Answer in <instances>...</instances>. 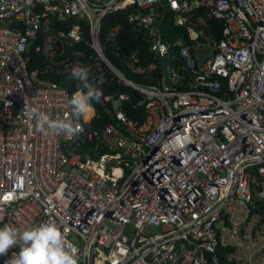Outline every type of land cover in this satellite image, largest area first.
<instances>
[{
	"label": "built area",
	"instance_id": "2783aa9c",
	"mask_svg": "<svg viewBox=\"0 0 264 264\" xmlns=\"http://www.w3.org/2000/svg\"><path fill=\"white\" fill-rule=\"evenodd\" d=\"M124 12L156 58L178 49L174 88L165 73L149 84L156 63L122 58L138 84L108 57L122 29L104 34V22ZM169 19L184 36L166 39ZM77 66L102 92L82 130L38 132L27 110L66 118ZM121 86L143 96V122L125 114ZM178 132L191 143L166 149ZM50 218L78 264H224L221 248L229 263L261 264L264 0H0V227Z\"/></svg>",
	"mask_w": 264,
	"mask_h": 264
},
{
	"label": "clouds",
	"instance_id": "9594fccd",
	"mask_svg": "<svg viewBox=\"0 0 264 264\" xmlns=\"http://www.w3.org/2000/svg\"><path fill=\"white\" fill-rule=\"evenodd\" d=\"M71 78L79 80L82 87L69 99L71 113L56 119L38 107L28 109V120H35V128L44 135L75 137L82 129L78 121L93 111V101H99L102 92L88 82V71L82 66L73 67ZM191 143L187 134L175 133L164 145L166 149L179 151ZM6 264H78V249L61 232L55 219H48L37 226L21 230L14 225L0 227V256L17 248Z\"/></svg>",
	"mask_w": 264,
	"mask_h": 264
},
{
	"label": "trees",
	"instance_id": "16d2710c",
	"mask_svg": "<svg viewBox=\"0 0 264 264\" xmlns=\"http://www.w3.org/2000/svg\"><path fill=\"white\" fill-rule=\"evenodd\" d=\"M130 12H124L119 15H110L104 22V34H107L110 29L116 25L121 26L122 33L120 40L118 41V44L115 48L108 50V57L110 60L121 69L123 74L131 79L135 80V83L142 84L143 81L141 80V77L135 76L130 73L129 69L123 64L122 58L125 55H131L136 54V56L139 58L143 65H148L149 63H156L159 65L158 70L154 71L153 73V83L149 84H156L155 79H163L164 78V71L160 64V60L156 58L153 51L150 48L149 40L144 41L143 35L141 32L137 31L135 27L131 24H129L128 18H129ZM170 18V15H168ZM172 18V17H171ZM165 36L167 40H174L178 37V35L184 36L183 30L176 27L172 19H169V22L165 26ZM116 53H119L121 57H116ZM34 61V59H32ZM173 60H174V66L179 74V72H182L183 69V60L178 56V49L173 53ZM120 90L123 92H126L130 95L131 100L127 103H125V106L123 108L125 114L131 118L132 120L143 122L145 119V106L138 105L139 101L143 98L141 93L125 86H121ZM99 112L101 115V123L105 124L110 120L109 115L106 112H103V108L99 107ZM233 251L231 248H221L220 249V256L223 260L224 264H235L234 262H227V256Z\"/></svg>",
	"mask_w": 264,
	"mask_h": 264
},
{
	"label": "water",
	"instance_id": "95a60500",
	"mask_svg": "<svg viewBox=\"0 0 264 264\" xmlns=\"http://www.w3.org/2000/svg\"><path fill=\"white\" fill-rule=\"evenodd\" d=\"M160 64L165 73V85L167 88L175 87V68L171 57H161Z\"/></svg>",
	"mask_w": 264,
	"mask_h": 264
},
{
	"label": "rangeland",
	"instance_id": "374dc122",
	"mask_svg": "<svg viewBox=\"0 0 264 264\" xmlns=\"http://www.w3.org/2000/svg\"><path fill=\"white\" fill-rule=\"evenodd\" d=\"M145 234H146L148 237L156 236V235H159V234H160V229H156V228L149 227V228L145 231Z\"/></svg>",
	"mask_w": 264,
	"mask_h": 264
},
{
	"label": "crops",
	"instance_id": "0c3cea01",
	"mask_svg": "<svg viewBox=\"0 0 264 264\" xmlns=\"http://www.w3.org/2000/svg\"><path fill=\"white\" fill-rule=\"evenodd\" d=\"M255 262H259L261 264H264V252L255 259Z\"/></svg>",
	"mask_w": 264,
	"mask_h": 264
}]
</instances>
